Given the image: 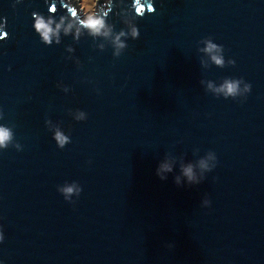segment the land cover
<instances>
[{
    "label": "water",
    "instance_id": "water-1",
    "mask_svg": "<svg viewBox=\"0 0 264 264\" xmlns=\"http://www.w3.org/2000/svg\"><path fill=\"white\" fill-rule=\"evenodd\" d=\"M91 19L0 0V264H264V0Z\"/></svg>",
    "mask_w": 264,
    "mask_h": 264
},
{
    "label": "clouds",
    "instance_id": "clouds-1",
    "mask_svg": "<svg viewBox=\"0 0 264 264\" xmlns=\"http://www.w3.org/2000/svg\"><path fill=\"white\" fill-rule=\"evenodd\" d=\"M99 5H100V0H96V6H99ZM102 23H103L102 20L91 19V20H89V21H86V26H87L88 28L94 30V31H98V30H99V27L102 26ZM45 27H46V26H45L43 23H41V24H38V25L36 26V29H35V30L39 32L41 29H43V28H45ZM50 31H51V29H48L47 31H43V32H42V35L44 36L45 41L50 42V40H49V32H50ZM139 35H140L139 30H137V32L135 33V38H139ZM210 47H215V45H210ZM217 62L219 63L220 61L217 60ZM235 89H236V85H235V84H233V83H229V84L227 85V91H228V93H233V92L235 91ZM8 138H9V132H8L6 129L0 127V145H3L4 142H5ZM56 139L59 141L60 145L63 146V144H64L65 141L67 140V137L63 136L62 134H60V133L58 132V133L56 134ZM201 166H202V167H206V165L204 164L203 161L201 162ZM161 167H162V169H164V170H166V171H170V170H171L170 166L167 165V164H164V165H162ZM158 174H159V172H158ZM184 174L188 177L189 182L199 183V181H194L193 169H192L191 166H188V167H186V168L184 169ZM163 178H164V177L161 176V179H163ZM65 191L70 193V192H72V188H71V187L66 188ZM0 238H2V237H0Z\"/></svg>",
    "mask_w": 264,
    "mask_h": 264
},
{
    "label": "rangeland",
    "instance_id": "rangeland-1",
    "mask_svg": "<svg viewBox=\"0 0 264 264\" xmlns=\"http://www.w3.org/2000/svg\"><path fill=\"white\" fill-rule=\"evenodd\" d=\"M101 2L103 0H100ZM84 22L89 21L95 10L96 0H73ZM100 2V3H101Z\"/></svg>",
    "mask_w": 264,
    "mask_h": 264
}]
</instances>
